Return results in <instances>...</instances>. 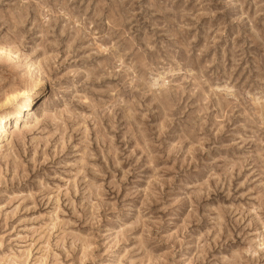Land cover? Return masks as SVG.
<instances>
[{
    "label": "rangeland",
    "instance_id": "obj_1",
    "mask_svg": "<svg viewBox=\"0 0 264 264\" xmlns=\"http://www.w3.org/2000/svg\"><path fill=\"white\" fill-rule=\"evenodd\" d=\"M29 98L0 264H264V0H0Z\"/></svg>",
    "mask_w": 264,
    "mask_h": 264
},
{
    "label": "bare ground",
    "instance_id": "obj_2",
    "mask_svg": "<svg viewBox=\"0 0 264 264\" xmlns=\"http://www.w3.org/2000/svg\"><path fill=\"white\" fill-rule=\"evenodd\" d=\"M34 98H29L20 103V108L18 113L16 114H10V115H0V139L4 133L7 131V127L11 125V122H13V127L20 126L24 118L27 116V113H23L22 111L25 110L28 112L29 107L35 103ZM33 106V105H32ZM22 112V113H21ZM8 114V113H7ZM12 127V125H11Z\"/></svg>",
    "mask_w": 264,
    "mask_h": 264
}]
</instances>
